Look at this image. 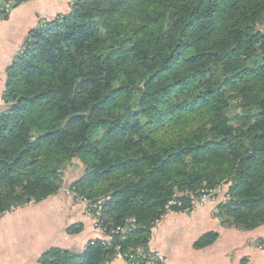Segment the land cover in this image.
I'll return each mask as SVG.
<instances>
[{"label": "trees", "instance_id": "1", "mask_svg": "<svg viewBox=\"0 0 264 264\" xmlns=\"http://www.w3.org/2000/svg\"><path fill=\"white\" fill-rule=\"evenodd\" d=\"M72 2L6 70L0 217L57 195L76 161L70 191L109 198L111 240L52 248L38 263L108 264L116 247L145 249L166 207L182 212L204 187L228 185L223 225L264 226V0ZM131 218L132 232L112 233Z\"/></svg>", "mask_w": 264, "mask_h": 264}, {"label": "crops", "instance_id": "2", "mask_svg": "<svg viewBox=\"0 0 264 264\" xmlns=\"http://www.w3.org/2000/svg\"><path fill=\"white\" fill-rule=\"evenodd\" d=\"M70 1H28L0 22V103L6 70L21 53L29 33L41 21L67 14ZM60 208L50 198L9 213L1 220L0 264H39L42 255L52 248L82 251L95 241L110 239L103 231L95 230L93 222L78 208L65 217ZM75 224H82V232L68 234L67 228ZM209 233H216V241L198 248L197 244ZM149 247L163 254L166 264H264V226L252 231L227 227L213 207L206 204L191 213L166 215L152 230ZM108 264L126 262L114 257Z\"/></svg>", "mask_w": 264, "mask_h": 264}, {"label": "rangeland", "instance_id": "3", "mask_svg": "<svg viewBox=\"0 0 264 264\" xmlns=\"http://www.w3.org/2000/svg\"><path fill=\"white\" fill-rule=\"evenodd\" d=\"M28 1H33V0H23L21 2H18L17 6L19 4H22V3H25ZM72 6H73V2L70 1V3H69L70 10H71ZM62 16H64V15L61 14V17ZM46 23H47L46 21H41L39 26H42V25L44 26ZM7 107H8V104H6V101L4 99V94H3L2 102L0 103V110H4ZM82 170H83V167L80 170L78 163L76 161H74L72 163V165L69 168H67L65 174L63 175L62 187H61L60 192L57 195L51 197V200L54 201V203L58 204L59 207L61 206L60 209L63 211L64 217L67 215V213L72 214L74 208L75 209L78 208V210L81 214H84L86 217H88L93 222V228L95 230H100V231H103L105 233L103 226L99 227L96 225L97 221H96L95 216H94L93 208H95V206H99L100 205L99 203H102L103 208H104V206L106 205L109 198H101L97 201H90L86 198V196L77 192L75 189H74L76 191L75 193H71V191H70V186L73 185L74 182H76L81 177V171ZM227 189H228V185H226V184L222 185L218 188H215V189H211L208 187L201 188L195 194L192 195V198H193L192 202L194 204L193 207H192V202H191L190 205L188 207H186L182 212H176V213H191L193 211H196V210L204 207L206 204H209V205H211V207H213V212L215 213V215H217L223 222V220L225 218V213L220 210L218 205L225 199L223 195L226 194ZM34 205H38V204H31V205L26 206L24 208L31 207ZM168 206L166 207V209H167L166 214L168 215L169 213H172V212L174 213L175 211H173L171 208H168ZM24 208H18V209L13 210L12 212H15L19 209H24ZM187 209H190V212H186ZM12 212H10V213H12ZM8 214L9 213L0 217V221L3 219H6V217H8L7 216ZM66 219H68V217ZM129 220H133V218H131ZM20 223H22V222H20ZM75 225H77V224H75ZM82 230L80 232H82ZM75 234H77V233H75ZM115 257H117V256H115Z\"/></svg>", "mask_w": 264, "mask_h": 264}, {"label": "built area", "instance_id": "4", "mask_svg": "<svg viewBox=\"0 0 264 264\" xmlns=\"http://www.w3.org/2000/svg\"><path fill=\"white\" fill-rule=\"evenodd\" d=\"M23 0H0V22L6 19L14 8L17 6L18 2ZM100 204V205H99ZM99 206L93 208L94 216L97 221V226H103L101 220L103 205L99 203ZM192 202V207H193ZM186 212H190V209H187ZM137 226V221L127 220L124 226H118L113 230V234L126 235L129 232H132ZM105 231V228H104ZM110 238V237H109ZM111 240V238L109 239ZM120 247H116V256L123 259L126 264H166V257L156 250H151L149 245L144 249L142 247L132 248L122 253Z\"/></svg>", "mask_w": 264, "mask_h": 264}]
</instances>
